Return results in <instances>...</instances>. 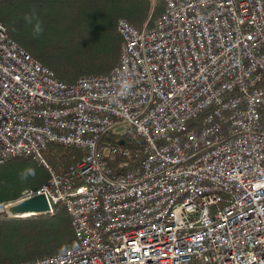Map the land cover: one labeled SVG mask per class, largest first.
<instances>
[{
	"label": "built area",
	"instance_id": "1",
	"mask_svg": "<svg viewBox=\"0 0 264 264\" xmlns=\"http://www.w3.org/2000/svg\"><path fill=\"white\" fill-rule=\"evenodd\" d=\"M164 2L152 27L119 19L118 63L72 84L0 22V165L48 169L22 198L64 205L78 240L18 264H264V0ZM49 144L82 157L58 173Z\"/></svg>",
	"mask_w": 264,
	"mask_h": 264
},
{
	"label": "trees",
	"instance_id": "2",
	"mask_svg": "<svg viewBox=\"0 0 264 264\" xmlns=\"http://www.w3.org/2000/svg\"><path fill=\"white\" fill-rule=\"evenodd\" d=\"M165 2L151 0H0V22L9 36L37 61L68 84L84 75L110 71L119 61L122 38L117 20L152 27L164 11ZM42 31L34 35L36 25ZM264 83V81H263ZM102 141L119 144L112 136ZM43 156L58 173L81 159L74 148L49 144ZM77 160V161H76ZM138 164L133 157L108 161L115 172ZM51 178L48 169L29 157L14 158L0 165V205L22 199L27 190L37 191ZM78 245L71 217L62 204L50 214L8 217L0 212V264H18L67 252Z\"/></svg>",
	"mask_w": 264,
	"mask_h": 264
},
{
	"label": "water",
	"instance_id": "3",
	"mask_svg": "<svg viewBox=\"0 0 264 264\" xmlns=\"http://www.w3.org/2000/svg\"><path fill=\"white\" fill-rule=\"evenodd\" d=\"M124 142L122 141L121 144ZM52 211L49 199L46 194H35L22 198L18 201L5 205L3 212L8 217H27L31 215L50 214Z\"/></svg>",
	"mask_w": 264,
	"mask_h": 264
},
{
	"label": "clouds",
	"instance_id": "4",
	"mask_svg": "<svg viewBox=\"0 0 264 264\" xmlns=\"http://www.w3.org/2000/svg\"><path fill=\"white\" fill-rule=\"evenodd\" d=\"M42 31L41 27L39 24L36 25L34 35H38Z\"/></svg>",
	"mask_w": 264,
	"mask_h": 264
},
{
	"label": "rangeland",
	"instance_id": "5",
	"mask_svg": "<svg viewBox=\"0 0 264 264\" xmlns=\"http://www.w3.org/2000/svg\"><path fill=\"white\" fill-rule=\"evenodd\" d=\"M151 2H152L153 5H155V4H159L160 3V0H151ZM121 18H124V17H121ZM121 18H119V19H121ZM119 19L117 20V23L116 24H118Z\"/></svg>",
	"mask_w": 264,
	"mask_h": 264
}]
</instances>
